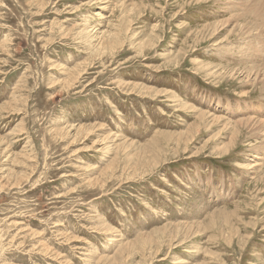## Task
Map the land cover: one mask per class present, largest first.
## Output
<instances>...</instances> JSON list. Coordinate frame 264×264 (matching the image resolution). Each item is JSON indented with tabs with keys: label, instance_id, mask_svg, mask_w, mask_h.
<instances>
[{
	"label": "rangeland",
	"instance_id": "1",
	"mask_svg": "<svg viewBox=\"0 0 264 264\" xmlns=\"http://www.w3.org/2000/svg\"><path fill=\"white\" fill-rule=\"evenodd\" d=\"M0 264H264V0H0Z\"/></svg>",
	"mask_w": 264,
	"mask_h": 264
},
{
	"label": "bare ground",
	"instance_id": "2",
	"mask_svg": "<svg viewBox=\"0 0 264 264\" xmlns=\"http://www.w3.org/2000/svg\"><path fill=\"white\" fill-rule=\"evenodd\" d=\"M255 5V4H254ZM253 5V6H254ZM258 8V7H257ZM259 11V10H258ZM260 18V17H259ZM263 19V18H262ZM260 21V20H259ZM248 49V48H247ZM253 121V120H252ZM259 123H261V122H259ZM58 127V126H57ZM105 128V127H104ZM59 130V129H58ZM248 131V130H247ZM74 138V137H73ZM75 140V139H74ZM9 145V144H8ZM80 149V148H79ZM114 150V149H113ZM247 154V153H246ZM257 158V157H256ZM260 159V158H259ZM90 164V163H89ZM5 177V176H4ZM51 255V254H50ZM99 260V259H98Z\"/></svg>",
	"mask_w": 264,
	"mask_h": 264
}]
</instances>
